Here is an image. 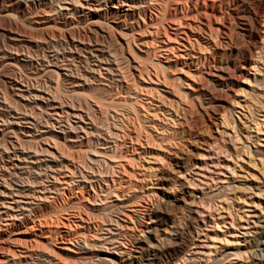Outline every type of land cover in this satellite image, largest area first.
I'll list each match as a JSON object with an SVG mask.
<instances>
[{
    "label": "rangeland",
    "instance_id": "rangeland-1",
    "mask_svg": "<svg viewBox=\"0 0 264 264\" xmlns=\"http://www.w3.org/2000/svg\"><path fill=\"white\" fill-rule=\"evenodd\" d=\"M26 1L41 5L46 2L47 7L40 10H45V16L51 18L48 25H54V17H61L56 13H59L63 1ZM245 12L244 7L239 9L241 16L231 32L235 38L231 44L234 50H243L240 45L243 41L247 52L248 36H244V40L236 39V34L242 31L240 23L246 21ZM4 17L0 14V31L15 27L8 20L16 19L18 27L27 34L44 35L41 29L46 24L42 21L37 23L17 15ZM262 17L260 44L264 43V10ZM152 26L136 34L125 31L129 33L130 47L125 44L124 54L118 56L127 72L121 81L108 82L97 73V80L87 81L78 96H73L65 82L54 89L55 97L73 104L84 119L70 116L71 123L78 127L71 131L65 121L61 124L55 122V129H50L49 119L33 129L35 137L32 139H41L43 129L58 133V147L66 152L67 157L53 148L52 141H40L42 146L58 154L55 160L47 156L56 170L48 172L57 173L61 182L70 181L68 165L75 169V180L71 184H62L66 186L68 201L64 203L59 198L58 207L36 218V222L29 221L7 230L0 222L4 238L11 232V240L16 239L8 241L12 249L20 252L19 255L27 251L55 255L59 251L62 255L58 253V256L63 261L67 259V264H106L99 261V256H94L98 253L112 257L111 264H138L131 254H123V260H119L114 252L119 242H127L133 254L137 239H145L153 227L156 226L152 233L163 237L176 226L188 243L196 240L200 244L197 250L188 253L192 256L185 264H264V49L251 54L247 52L244 57L242 54L249 70L229 67V83L222 86L212 76V71L219 67H204L198 62L200 55L208 53L207 49L192 46L184 34L177 36L178 41L174 39L176 25L172 23L169 30L173 37L167 39L160 34L159 41H156L157 34ZM131 37L137 39L136 43ZM217 50L222 54L228 51V47L221 44ZM232 62L229 63L231 67ZM34 64L47 65V61L40 54L34 57ZM85 66L84 62L79 64L69 78L82 80L80 74ZM48 81H41L40 85ZM86 113L92 115V120ZM85 122L92 123L88 132L79 128L85 126ZM62 128L67 131V137L60 133ZM185 169H188L187 177H194L192 186L181 174ZM91 172H95L93 174L99 182L94 184L96 195L90 183L82 181L87 184L84 191H89L84 192L83 197L77 186L83 180L82 176ZM45 173L50 176L47 171ZM42 178L46 180V176ZM69 185L74 188V193L69 190ZM114 192L122 201L116 200ZM119 208L132 215L125 216ZM189 208L201 213L198 215ZM78 210L82 211L80 216ZM157 215L162 218L156 219ZM118 222L128 225L120 228ZM56 230L62 233L68 230L73 235L69 237H76L80 243L86 237L92 246L91 258L67 257L66 250L61 248L64 245L62 240L67 241V236L65 239L55 238ZM112 236L113 239L109 240ZM202 242L214 245L209 255V248H201ZM32 248H36L35 251ZM201 249L207 255L201 254ZM172 258L176 259V255L167 260L174 261ZM176 262L182 264L181 260ZM163 264H170V261Z\"/></svg>",
    "mask_w": 264,
    "mask_h": 264
},
{
    "label": "bare ground",
    "instance_id": "bare-ground-1",
    "mask_svg": "<svg viewBox=\"0 0 264 264\" xmlns=\"http://www.w3.org/2000/svg\"><path fill=\"white\" fill-rule=\"evenodd\" d=\"M39 1L41 2L42 0ZM60 1H63V3L60 4L59 13L56 14H59L61 17H54L52 19L54 25H48L51 22V18L45 16L47 15L45 10H40L47 7L46 2L41 5L35 1L30 3L26 0H0V14L4 15V18L17 15L21 19H32L37 23H41L42 21L46 24L41 29L42 34L44 33L42 37L36 36V33L33 34V32L29 35L21 30L18 27L19 24L16 19L8 20V23L15 25V27L10 26L9 29L0 31V222L6 226V228L4 227L5 230L10 227L28 224L29 221L36 222V218L58 207L59 198L64 203L68 201L66 200V186H62V184L68 182V184L74 183L75 169L66 165V169L71 172V180L61 182L62 180L55 173L56 170L48 160V158L55 160L58 157L56 151L63 157H67L66 152L64 153L58 147L57 140L59 135L58 133L55 134L43 129L41 131L43 134L40 135L41 139L33 140L32 138L35 137L33 136V129H37L40 124L46 123L49 119L51 120L49 128L52 130L56 127L55 122L61 124L60 122L63 121L67 122L70 131L78 128L71 123L70 116L83 120V114L78 112L73 104L69 105L57 99L53 91L61 82H65L68 84L73 96H78L80 88L87 81L97 80L95 75L97 73L108 82L121 81L127 72H125L124 67L121 65L118 56L119 54H124L125 44L130 47L127 36L129 33L125 31L129 30L136 34L142 29L145 30L146 28L147 30L150 25H153L155 28L154 33L157 34L154 40L157 41L160 34L167 37V39L172 38L173 36L170 34L169 27L170 23L175 24L176 36L173 37L174 39L177 40V36L184 34L185 39L192 46L208 50L207 54L200 55L198 62L204 67L217 65L219 69H214L212 76L222 86L229 83L231 75L229 67H241L246 69V71L249 70L250 67H248L247 60L246 58L242 59V54L244 57L247 52L251 54L258 49L261 52L264 49V43L260 44L259 41V38H261L259 26L263 18L264 0ZM241 7L246 9L247 13L243 14L246 21L240 23L242 24V31L236 34V39L239 41L240 38L243 39L244 36H248L249 45L247 44L246 46L247 52L244 50L245 43L243 41L240 43L243 50H234L231 44L235 41L231 32L235 29L237 18L241 16L239 15ZM49 8L55 11L50 6ZM33 13L37 16L33 15ZM182 27H187V29ZM228 34H230L229 37ZM131 38L132 42L136 43L137 39L135 37ZM204 38H206V41ZM204 41L205 43H203ZM221 44L228 47V51L222 54L217 50V47ZM40 54L47 61V65L41 64V66H37L34 64V57ZM83 62L86 63V66L80 74L82 80H71L69 76L72 74L74 68L79 67V64ZM231 62L233 67L229 64ZM132 75L134 74L132 73ZM45 80H49L48 83L43 86L40 85L41 81ZM209 103L212 104V102ZM86 114L92 120V115L90 113ZM54 115L58 116V118ZM91 122H85V126L80 125L79 128L88 132V129H91ZM60 133H64V136L67 137L65 129H60ZM42 140L45 142L52 141L54 143L53 148L56 151L42 146L40 143ZM47 156L49 157L47 158ZM194 165L198 167L197 163H194ZM43 166L46 168L43 169ZM49 170L55 172H48ZM45 171L51 177L47 176ZM93 173H87L83 176L80 174L83 180L78 183L79 186L77 188H79L83 197L85 196L84 192H87L88 189L84 191L87 184L82 181L89 182L91 189L96 195L94 184H98L99 182L97 176ZM186 173H188V169H185L184 173L181 174L185 177L184 180L188 184H191L189 186H192L194 184V177L191 176L189 178L186 176ZM43 176H46V180L44 181L42 180ZM36 186L39 188H35ZM70 186L72 185H69V190L74 193V188ZM113 196L116 197V200L122 201L121 197L115 192ZM193 201L195 200L193 199ZM189 209L198 215L201 213L199 210ZM120 211L127 217L132 215L119 208ZM81 212V210H78L79 216ZM158 217L162 218L160 215H157L156 219ZM131 221L134 222L135 220ZM124 224L118 222L117 226L123 228L128 225L127 223ZM35 225H32V227L35 228ZM155 227L150 231L151 234L149 236L144 237L145 239H137L133 254L131 253L132 248L130 249L127 242H119L117 250H114L119 256V260H123V254H131V258L135 259L138 264H163L168 261H170V264H176L177 260H181L182 264H185L192 256V254L188 255V253L194 252L200 246L196 240L188 243L182 236L179 227L173 226L163 237H160L157 233H152ZM218 227H220L219 222ZM1 228L3 229L0 225ZM110 230L108 229L109 232H111ZM66 231L67 233H62V231L56 230V233H54L55 238L60 236L62 239H65L67 236V241L62 240L64 245L61 248L66 250L64 254L67 257L79 258V255L80 257L83 256L82 258L84 259L88 258L92 246L88 243L86 237L83 239V243H80L79 240H75L76 237H69L72 234L68 230ZM10 233H8L9 235L7 234V238H4L5 234L0 231V264L69 263V261L66 263L67 259L63 261L62 257L58 256L59 251L57 254L53 252L55 255L51 254L52 256L41 252L38 253V251L36 253L28 252L27 250V252L25 251L26 253L19 255L20 252L18 253L14 248L12 249V244L10 245L8 241L9 239L10 242L16 240L15 238V240H11ZM114 234H118V232ZM112 239L113 236L109 240ZM213 246L201 243V248H209L208 255L211 253ZM32 249L29 250L31 251ZM201 250V254L207 255L203 249ZM174 255H176V259L172 258L174 261L167 260ZM94 256H99V261L106 264H111L113 261L112 257L98 253ZM207 258H210V256H207ZM194 259L195 257H193Z\"/></svg>",
    "mask_w": 264,
    "mask_h": 264
}]
</instances>
